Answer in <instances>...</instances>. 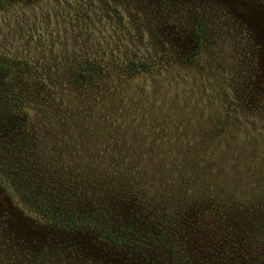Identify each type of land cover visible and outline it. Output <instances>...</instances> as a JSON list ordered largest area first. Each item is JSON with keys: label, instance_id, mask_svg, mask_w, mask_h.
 Segmentation results:
<instances>
[{"label": "rangeland", "instance_id": "374dc122", "mask_svg": "<svg viewBox=\"0 0 264 264\" xmlns=\"http://www.w3.org/2000/svg\"><path fill=\"white\" fill-rule=\"evenodd\" d=\"M0 85V264H264V0H0Z\"/></svg>", "mask_w": 264, "mask_h": 264}, {"label": "trees", "instance_id": "16d2710c", "mask_svg": "<svg viewBox=\"0 0 264 264\" xmlns=\"http://www.w3.org/2000/svg\"><path fill=\"white\" fill-rule=\"evenodd\" d=\"M4 86L0 85V135L3 133L7 135H16V136H24L23 141L28 140V132H26V126L30 124V118H31V107L30 104H27L24 102L21 98V92L23 88L18 89L16 87L13 88H7V91H4ZM3 89V92H2ZM34 111V110H33ZM5 136V137H6ZM4 137V138H5ZM14 150H12L13 152ZM15 158H13L10 162L11 166L7 168L6 173H8L9 176H20V168L22 169V155L21 152L16 149ZM0 153L7 157L10 153L7 152L5 149H1ZM108 170V169H106ZM104 172V171H103ZM95 173L92 172L96 176H116L114 174L105 172V173ZM25 173V171H24ZM23 176V175H22ZM23 183V181L17 179V177H14L12 181L9 183ZM34 184H32L33 186ZM29 187V185H28ZM30 188V187H29ZM12 200H5V205L9 211H13L14 206L12 205ZM196 211V210H195ZM193 211L188 215L187 218L184 220L191 221L193 219L198 218V212L195 213ZM11 214V213H10Z\"/></svg>", "mask_w": 264, "mask_h": 264}]
</instances>
